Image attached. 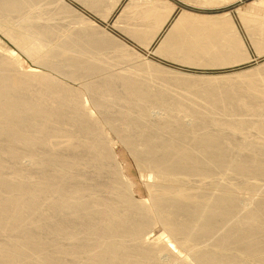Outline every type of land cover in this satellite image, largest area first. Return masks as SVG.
Listing matches in <instances>:
<instances>
[{
    "label": "bare ground",
    "instance_id": "obj_1",
    "mask_svg": "<svg viewBox=\"0 0 264 264\" xmlns=\"http://www.w3.org/2000/svg\"><path fill=\"white\" fill-rule=\"evenodd\" d=\"M40 1L0 0L1 32L45 70L0 52V264H264V62L233 75L178 74L62 1L61 14H25ZM138 5L122 32L147 49L175 6ZM184 12L155 54L190 51L207 34L192 42L206 16ZM111 133L147 179L145 199L133 196Z\"/></svg>",
    "mask_w": 264,
    "mask_h": 264
},
{
    "label": "crops",
    "instance_id": "obj_2",
    "mask_svg": "<svg viewBox=\"0 0 264 264\" xmlns=\"http://www.w3.org/2000/svg\"><path fill=\"white\" fill-rule=\"evenodd\" d=\"M35 1H37V0H35ZM48 1L47 0L46 1L45 0H41L40 2H37V4L35 3V7L33 8V11L34 10L35 11H39L40 9H42L39 12H42L43 14L42 13H39V12H33L32 9L30 10L31 13L28 11V12H25V14H28V16H30V17H33V16L35 17V15H37L36 17H39V15H40V17L43 16L45 18H49V17L54 16V15H49V13H51V12L53 14H57V13H60L61 14L62 12H60L58 10V7H61L63 5L62 7L65 8V9H68L70 13L72 12V14H74V15L76 14V15H79V16H83L86 20L88 19L89 22L91 21L92 23H90V24H92L93 26H95V27L98 26L99 28L102 27L103 30H104V27L106 28V26H111L115 30H117V32L122 36V38L126 40V42L127 41H130L132 43H135L134 41H131L128 37H126L124 30H123L124 33L122 32V28L123 29L126 28V26H125L126 25L125 24L126 23V20L124 21L123 18H126L129 15L128 13L129 12L131 13V11L134 10V6L140 7L138 5V3H140V2L141 3H144L147 0H140V1L139 0H132V1L131 0H112V1L111 0L110 1L109 0H107V1L106 0L105 1L104 0L103 1H101V0H93V2L94 1L96 2L94 4H93L92 0H91V3L89 2L90 0H87V1L86 0H81V1L80 0H57V1L56 0H53L52 1L53 3H51V0H48ZM55 1L57 2V4H56ZM59 1H62L61 2L62 5L59 3ZM85 1H86L87 5H86V3H84ZM98 1H100V3ZM134 1L135 2L137 1V2L135 3ZM161 1H163V0H161ZM164 1L167 2V3H169V5H170V2H172V4H173L172 6H175V8L173 7V9H172L173 11L171 13L170 20L163 27V29L160 32L157 40L154 43H152V45H150V47L148 48V49H150L151 47H153V52L154 53H155V49H156L157 44L160 41L161 37L164 35V33L167 31V29L171 26V23H173L174 19L177 16H179V14L180 15L183 14L184 11L186 13H188V14L190 13V15H194V13L196 15L198 14L197 16H199V17L200 16L203 17V14H204V16H206V18H208V19H206V18L203 17L205 19V21L206 20H209L210 21V19H213L212 20L213 22L210 21V24H212V23L215 22L217 24V27L215 26L214 29L212 28L215 23L212 24L213 26H211V25L208 26V24H209L208 21H206L208 24L204 22L205 24H207V27H206V25L203 26L204 23L202 24V21H204V19L202 18V21H201V19H199L201 21L200 22L198 20L199 23H201V24L198 23L199 26H201V27L203 26L202 29H204V27L206 29L209 27V30L207 29L206 30V31H208L207 34L206 33L204 34L205 29L201 31V27L199 28L198 24L195 25V26H198V29L196 27H194L195 28L194 29L195 31L197 29V31H196L197 34L195 32L196 35L194 34L192 36V34L194 33V31L192 29V32L193 33L191 34L192 37H190V40L192 38L191 41L194 42L193 41V38H194V40H196L197 39L196 38L197 35H201V33H199V32H202V35L204 34L203 35L204 38L202 39L203 36L201 35L202 37L200 36L201 39L200 38L199 39L202 42L200 43V40L197 39V41L199 40V43L200 44H198L197 41H195L196 44H195V42L194 43L191 42L192 44H194V46H191V47L193 49L195 47H196L195 49H197V48H199L200 50L204 49V51L206 50L205 51L206 53L203 50L200 51L198 49H197V52H196L195 49L193 51L192 48H190V51L187 50V49H184L185 51L176 52L174 55H172L171 53L170 54L169 53H164L165 54V56H164L162 54L159 55V54L156 53L155 54L156 58L159 59V60H162L163 63L165 62L166 64H168V65H170V66H172L174 68L181 69V70L192 71V72H199V73H209V74L212 73V74H216V73H225V72H231V71L239 70L241 68H244L246 66H249L250 64H252L254 62H258V61L264 59V54H263L264 53V50H263L264 49V3H263L264 0H256V1L255 0H223L222 2H221V0H212V2L213 1H216V3H218V4L212 3L211 1H210L211 4H208V2L199 3L198 4V2H196V3L193 2L192 3V2H185L183 0H168V1L167 0H164ZM104 2L105 3L107 2V3L105 4ZM108 3H110V5H112V6H109ZM130 3L131 4L133 3L134 5L133 4L131 5ZM40 4H41V6H40ZM51 4L53 6H51ZM90 4L91 5L93 4L95 7H92L93 5L91 6ZM100 4H103V6L100 5ZM58 5H61V6H58ZM89 5H90V7H89ZM49 6H51V7H49ZM70 6H71L72 9L70 8ZM96 6H99V8L96 7ZM124 6H126L127 8H129L128 9V12H127V10L124 12V10L126 9ZM129 6L132 7V8H130ZM42 7H45V9L42 8ZM101 7H102V9H101L102 11L100 10ZM97 8L99 10V13H98ZM123 8H124V10L121 11ZM43 9H44V11H43ZM103 9H104V11H103ZM130 9H132V10L130 11ZM72 10L73 11L75 10L74 11L75 13ZM91 10H96L97 12L96 11L94 12V11H91ZM105 10L106 11L108 10L109 13H108V11L106 12ZM181 10L183 12H181ZM45 12H46V14H45ZM100 12L102 13V15H100L101 14ZM103 12H105V14ZM47 13H48V15H47ZM224 13H225V15H224ZM103 14L105 15L104 16L105 18L103 17ZM123 14H125L126 16L125 15H124L125 17L124 16L123 17H120L119 16V15L122 16ZM16 15H17V13H16ZM106 15H108V16H106ZM196 15H194V16H196ZM226 17L227 18L229 17V18L227 19ZM118 18H122V20L124 22L123 23H120V21L122 22L121 19H119L120 21L118 22V20H117ZM216 18H218L219 20L221 19V22H222V19H223V21L226 20L229 25L227 24V22H226L227 25L224 24V22H222V24L219 23L220 21L218 19H216ZM214 19H216V20H214ZM261 19H262V21H261ZM246 20H248V21H246ZM115 21H117L116 22V25H119V23H120L121 26L119 28L121 30L117 29L115 27L116 25H113V24H115ZM230 23L235 28V31H231ZM220 25H222V26L223 25H226V27L223 26V28L220 30V28L222 27ZM228 27L230 28V30H228ZM75 28H77V27H75ZM78 28H82V25L79 26ZM210 28H212V30ZM232 30H233V28H232ZM215 31H216V33H214ZM218 31H219V33H218ZM222 32H224V33H222ZM225 32H227V33H225ZM228 32L230 34L235 33V35L234 34H233V36L231 35L232 37L230 38L229 37L230 34ZM209 34H210V36H208ZM223 34H226V35H223ZM205 35H207L206 36L207 37V40L206 41H204L205 40ZM194 36H196V37H194ZM222 36H224V37L222 38ZM212 37H214V38H212ZM208 39H209V41H213V42H210L208 44V42H209ZM222 39H224V40H222ZM218 40H219V42H218ZM214 41H215V43H214ZM230 42H232V43H230ZM222 43L225 44L224 45L225 47L222 46L223 45ZM135 45H137L139 48H142L144 50H148V49H145V48L141 47L140 45H138L136 43H135ZM195 45H198V46H195ZM226 45L227 46L230 45V47L228 46V48H227ZM200 46H201V48H200ZM261 48H263V49H261ZM228 50H229V52H228ZM191 52H195L197 54V55L196 54L195 55L196 56H199V59H198V57L194 56V53L191 54ZM200 53H201V55H200ZM219 53H220V55H218ZM190 54L193 55V56H191ZM207 55H210V56L208 57ZM186 56H188L190 58L192 57L191 58V61L192 62H188V59L189 58H187ZM183 57H185L187 59L186 60L183 59L184 61L181 60ZM244 57H246V58H244ZM175 59H179V60L176 61ZM206 60L207 61L210 60V61L207 62ZM211 60H212V62H211ZM231 60H232V62H231ZM239 60H241V61H239ZM192 63H194V64H192ZM206 63H208V64H206ZM232 63H234V64H232Z\"/></svg>",
    "mask_w": 264,
    "mask_h": 264
},
{
    "label": "rangeland",
    "instance_id": "obj_3",
    "mask_svg": "<svg viewBox=\"0 0 264 264\" xmlns=\"http://www.w3.org/2000/svg\"><path fill=\"white\" fill-rule=\"evenodd\" d=\"M185 2H198L199 0H183ZM211 1V0H209ZM205 1H199L198 3H205ZM7 14V13H5ZM9 14V13H8ZM11 14H15V13H11ZM58 20V19H57ZM64 20V19H62ZM69 20V19H67ZM62 21L63 23H66V21ZM59 21H61L59 19ZM58 22V21H56ZM60 23V22H59ZM71 24V23H70ZM74 27H79L80 25H73ZM72 26V28H73ZM71 28V27H69ZM104 30L105 31H108L107 33H109V35H112L113 37H117L121 40H123L125 43H127L128 47L129 48H134L138 53H140L142 55V57L146 58L145 59V62L149 61V63H155L157 64L158 66H160L161 68H166L167 70L171 69L172 71H176L177 73L182 72V74H187V75H196L197 76H203V77H218V76H222V74L224 75H227V74H238L240 72H243L244 71H248L247 69H250V68H253L255 67L256 65H259V64H262L264 62V59L263 60H260L258 62H254L252 64H250L249 66H246L244 68H241L239 70H235V71H231V72H225V73H216V74H212V73H199V72H192V71H186V70H181V69H177V68H174L168 64H166L165 62L163 63L162 60H159L156 58L155 56V53L153 52V47H151L150 49L148 50H144L142 48H139L137 45H135L134 43L130 42V41H127L125 39L122 38V36L117 32V30H115L113 27L111 26H106V28L104 27ZM127 37V36H126ZM130 39V38H129ZM131 40V39H130ZM158 45V44H157ZM13 49L15 50V52L18 54L19 58L20 59V63L19 65H21V69L22 70H35V71H45L41 66H38L30 57L26 56V54L21 50L19 49L6 35H4L1 30H0V52H4L5 50L4 49ZM146 49V48H145ZM137 54V53H136ZM140 54H139V57H140ZM137 57H138V54H137ZM138 58L139 60H141V58ZM143 58V59H144ZM137 59V58H136ZM147 60V61H146ZM23 61V64H21ZM142 61V60H141ZM144 61V60H143ZM164 66V67H163ZM170 70V71H171ZM240 71V72H239ZM179 74V73H178ZM205 75V76H204ZM214 75V76H213ZM216 75V76H215ZM196 76V77H197ZM70 85H73L75 86L76 84H74L73 82L69 81L68 82ZM111 140H112V143L113 144H116V145H113L112 144V150H113V153L115 154L116 159H117V164L119 163L120 164V168L122 169V172L123 174L125 175L126 178H128V181H132L131 183V190L133 192V196L136 198V199H142V198H146L147 197V191H146V187H145V183L147 182V179L140 176V170L138 165L136 164V162L133 160V157L131 156V154L128 152V149L126 148V146H124L121 142H119V140L114 137L115 135H113L112 133L109 134ZM115 141V143H114ZM118 164V165H119ZM146 180V181H145ZM242 195L244 196H248L247 193H243ZM243 196V197H244ZM153 233L151 234H155L157 235L159 232H161V229L159 226H155L153 228Z\"/></svg>",
    "mask_w": 264,
    "mask_h": 264
}]
</instances>
